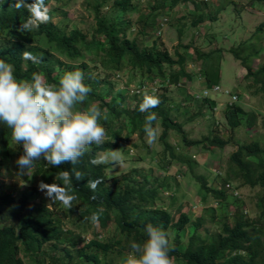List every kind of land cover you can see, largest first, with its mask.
I'll return each instance as SVG.
<instances>
[{
	"label": "trees",
	"instance_id": "obj_1",
	"mask_svg": "<svg viewBox=\"0 0 264 264\" xmlns=\"http://www.w3.org/2000/svg\"><path fill=\"white\" fill-rule=\"evenodd\" d=\"M154 1L157 6L151 8L152 11L158 10L159 5L162 9L166 6L168 10H174L182 2L192 3L195 8L191 13L192 27L205 23L206 15L209 20H213L211 9L217 14L222 12L225 4L236 5L226 0H222L221 3L214 2L215 0L210 2L158 0L159 3L157 0ZM14 2L15 0L0 1V59L14 65L18 79L30 80L33 72H40L50 84H57L67 71L81 70L84 74V83L90 86L91 92L84 102L86 105L82 104L78 107L84 109L93 101L98 102L100 110L107 115V119H102L100 122L108 133L107 140L102 145H92L81 162L74 166L75 171L81 173V179L77 181L73 177L71 185L67 186L69 193L76 197L71 209H68L65 215L74 219L69 223L72 226L71 230H66L68 224L65 219L58 218L55 211L47 204L43 202L33 204L35 189L24 192L18 199L11 193L3 194L0 191V264H26V259L32 264H122L125 254L130 251V243L132 241L143 243L146 239L144 229L148 224L168 232L170 245L174 244L170 255L178 264H264V145L261 141L255 140L236 145V150L228 158L232 179H238L242 186L261 190L258 202L261 213L256 218L245 215L246 211L241 206L229 210L239 198L226 189L230 179L228 176V180L221 183L223 188L219 189L213 186L209 178L193 174L195 180L201 183L203 190L202 197L200 194L201 201L207 202L213 197L220 212L218 208L209 207L206 208V215L199 216L195 220L187 213H182L178 219H175L168 208L161 207L165 204L164 201L171 202L170 198L173 195L171 194L168 199L161 196L162 190L166 187L170 188L168 184L162 182L166 176L162 180L153 179L151 175L134 169L128 174L110 179L106 172L107 165L90 163L101 152L121 148V127L128 130V136L137 135L139 140L143 141L145 117L148 113L139 111L142 102L139 95H130L129 90V95L125 94L124 90L114 94L113 80H108L106 77L102 79L97 75L92 79V68L86 63L88 56L99 60L103 55L104 69L114 71L116 74L126 67L131 75L139 71L142 76L140 84L151 83L158 77L161 78L160 83L165 84L168 76L172 74L177 83L183 78L193 80L195 76L187 72L188 56L178 52L172 55L166 50H159L157 46L151 48L145 46L144 39L147 38L151 28L158 24L155 22V15L147 16V20L143 22L140 20L139 35L142 38L136 37L130 40L129 36L135 25L128 14L130 8L134 7L132 0H99L98 4L90 5L89 8L90 16L95 20L91 33L80 27L70 31L69 23L62 25L54 23V16L61 14L67 19L68 14L58 12L59 9H52L49 10L52 19L48 23L42 24L38 30L21 34L17 29L27 20L28 11L26 8L17 10L10 7ZM27 2L31 3L33 0ZM250 2L264 5V0H250ZM45 4L48 6L49 0H45ZM106 7L111 12L103 14L102 9ZM162 23V21L159 23L157 33ZM182 28L179 27L177 31L180 41L184 37ZM157 33L154 32L155 36ZM262 37H264V23L256 28L252 39L229 50L245 70V85L256 95H264V64L258 67L259 62L264 58V46L260 45ZM186 49L189 51L192 47ZM23 51L37 55L42 63L34 65L31 61L23 60L21 58ZM195 53L197 58L201 59V73L206 77L209 86L211 80L207 64L208 54L199 50ZM166 67H169L170 73H167ZM214 86H209L207 90L212 91ZM185 95L186 97L180 100L194 99L193 96L190 98L189 95ZM129 96H133L138 101L133 109L126 102ZM157 96L161 102L157 108L151 109L157 117L153 127L159 122L163 129L160 139L170 158L164 162L167 168L172 161H186L184 155L177 153V148L170 143V132H175L179 136L180 147L183 150L223 149L230 143L228 138H222L220 135L215 120L207 136L201 140H190L189 133L184 129V123L179 122L172 114L175 111L174 107L180 108V105L175 104L177 103L174 101L175 97L168 93L167 87H164ZM216 107L217 101L211 96L197 100V110L200 111V115L204 114V110L213 114ZM223 113L227 127L232 131L241 127L243 117L247 116L249 129H253L258 118L257 113L247 112L236 102H229ZM13 141L11 129L0 124V159L11 155L10 147ZM127 149L123 148V150ZM71 168L70 163L62 164L59 168H49V165L41 159L38 163L35 162L31 174L35 179L41 175L49 179L51 177L53 182L64 186L58 173L62 170L71 171ZM192 170L193 166H191ZM96 179L102 182L95 191H92L87 183ZM93 196L95 199H92ZM159 202L161 205H158ZM100 207L104 209L98 223L101 231L89 239L87 238L89 230L94 225L86 218H90ZM206 216H209L212 222L219 219L220 230L211 232L204 228ZM230 216L232 224L229 223ZM112 220L116 225L117 234L112 238H104L103 233ZM187 227L192 228V233L188 242L183 243L181 233ZM67 244L70 247L65 246Z\"/></svg>",
	"mask_w": 264,
	"mask_h": 264
},
{
	"label": "rangeland",
	"instance_id": "obj_2",
	"mask_svg": "<svg viewBox=\"0 0 264 264\" xmlns=\"http://www.w3.org/2000/svg\"><path fill=\"white\" fill-rule=\"evenodd\" d=\"M217 1L220 3L222 2V0H215L214 2ZM226 1H232L236 5L225 4V8L222 12L217 14L211 9V13L214 16L211 17L214 19L209 20L208 15H206L205 23L198 25V27L191 26V22L193 21L191 13L195 9L192 3L182 2L175 7L174 10H168L166 6L162 9L159 5L158 10L152 11V9L157 6L154 0H132V6L134 7L130 8L128 13L135 23L129 36L130 40L136 37H139V39L142 38L139 35L141 26L138 22L140 20L143 22L147 20V16L154 14L155 22H158V24L151 28L147 38L144 39L145 46L148 48L157 46L159 50H166L172 55L178 52L184 56H188L186 69L187 72L195 74L193 80L183 78L180 83H177L174 79L175 76L169 74L170 76H168L167 83L163 85L161 83L162 86L159 88L161 92L164 87H167L168 93H175V95H177L178 90L182 88L185 94L189 95L191 98L193 93L202 94L204 89H209V86L219 85L220 87V91H211L210 94V96L217 101V107L213 114L211 111L204 110V114L200 115V111L198 112L197 110V102H195L194 99L188 101H185L186 99L181 100V102H187V106H181L177 109V114L176 111L172 114L179 122L184 123V129L189 133L190 140H201L207 136L215 120L222 138H228L230 140V143L223 149L213 148L211 150H206L203 148H190L189 150H183L182 147H180L179 136L175 132H170V143L177 148V153L180 152L184 155L186 161H172L171 165L167 168L164 162L168 161L170 158L169 154H166L164 145L160 139L163 129L160 123L157 122L154 125L157 129V137L152 144L147 142L146 134L144 140L141 141L137 135L128 136V130L125 127H121V148L118 149L121 162L119 164H113L111 162L102 163L108 166L106 172L110 179L128 174L134 169L141 170L151 175L153 179L162 180L166 176V179L162 180V182L168 184L170 188L168 189L165 186L166 189L162 190L161 196L164 199H168L171 197V194L173 195L170 198L171 202L166 200L164 201L165 204L161 207L168 208L175 219H178L180 214L187 213L191 219L195 220L199 216L206 215V208H218L216 200L213 197L209 198L207 202L201 201L200 194L201 197L203 195L201 183L195 180L193 174L209 178L213 186L219 189L223 188L221 183L228 180V176L230 178L228 181L229 184L239 193L238 202H236L233 207L231 206L229 210L231 211L234 210L233 208L241 206V208L246 211L245 215L249 218H256L261 213L258 205L259 196L261 195L260 188L242 186L238 179H232L229 172L228 158L230 154L236 150V145L238 144L259 140L264 145V95L254 94L253 91L245 85V70L241 64L235 60L229 50L253 38L256 28L264 23V5L260 3L252 4L250 0ZM98 2L99 0H49L48 7L49 10L59 9L58 12H66L68 14L67 19L61 14L54 16V23L59 25L69 23L68 28L70 31L80 27L87 33H91L95 26V20L90 16L89 8L90 5H96ZM108 12H111L109 8L106 7L102 9L103 14H108ZM166 17H168V22L164 26L162 36H155L154 32L157 33L159 23ZM179 27H183L182 29L184 31V37L181 41L177 33ZM254 42H256V40H254ZM260 45L264 46V37L261 38ZM186 47H192V49L187 51ZM196 50L208 54L209 59L207 64L210 69L208 72H210L209 77L211 80V85L209 86L206 77L201 73L202 62L201 59L197 58L195 53ZM63 59L69 62V60ZM86 63L92 68V79L97 75L102 79L106 77L108 80H113L115 83L113 90L114 94L124 90L125 94L129 95L128 89L136 88L140 85V81L142 80L139 71L131 75L127 67L119 72V74L104 69L103 55L99 60L88 56L86 58ZM263 64L264 58L259 62L258 67ZM204 65H206V62ZM166 71L170 73L169 67H166ZM155 74L158 73L155 72ZM154 81L160 83L161 78H154ZM161 92L159 91V93ZM234 94L239 97V101L236 102L238 105L242 106L247 112L257 113L258 118L253 129L248 128L247 116L243 117L241 127L234 131L227 127L223 109L232 101V96ZM139 98L143 99L141 96ZM174 101L178 102V98ZM126 102L131 109L135 108L138 104L137 99L133 98V96H129ZM91 104H96L98 106V102L96 101H93ZM78 108L82 109L81 107ZM86 108L87 107L84 109ZM106 133L108 132L106 131ZM105 140H107V136ZM123 148L128 149L123 150ZM10 150L11 155L0 159V191L3 194L11 193L18 199L22 197L24 192H30L32 189H35L36 195L32 199L33 204L39 202L47 204L55 211L58 218L65 219V222L68 224L66 230H71L72 226L69 223L74 219H72V216H65L67 215L68 209L60 202H50L49 199L45 198L44 192L38 190V184L41 180L51 184L53 183V178L50 177L49 179V177L41 175L35 179L32 174L24 177H17L15 160L23 149L21 145L13 141ZM111 151L112 150L101 152L99 154H106ZM190 164L193 166V173ZM230 197L231 196H229V198ZM158 205H161V202H159ZM63 208L64 210H62ZM218 210V212H220V208H218ZM228 219L229 223L232 224V217L230 216ZM204 228L209 229L211 232L220 230L219 219L212 222V219L206 216ZM100 231L99 225H94L93 228L89 230L87 238L91 239L95 237V234L100 233ZM191 233L192 228L189 227L181 233V240L183 243L188 242ZM103 234L104 238H112L117 234L116 225L113 223V220ZM65 246L70 247L68 244ZM171 247L172 249L174 248L173 243ZM56 253L58 254V252ZM25 263L32 264L29 259H26ZM174 264H178V262L174 260Z\"/></svg>",
	"mask_w": 264,
	"mask_h": 264
},
{
	"label": "clouds",
	"instance_id": "obj_3",
	"mask_svg": "<svg viewBox=\"0 0 264 264\" xmlns=\"http://www.w3.org/2000/svg\"><path fill=\"white\" fill-rule=\"evenodd\" d=\"M10 7L17 10L26 8L28 11L27 20L17 29L21 34L38 30L52 19L45 0H33L31 3L15 0ZM21 58L34 65L42 63L40 57L29 51H23ZM90 92L91 88L84 83V74L79 69L65 72L57 84H50L40 72H33L30 80L18 79L14 65L0 59V124L11 129L13 140L23 149L15 160L16 176L31 174L35 162L41 159L53 168L70 163L71 171L58 173L64 186L43 180L38 184V190L44 192L46 199L53 203L60 202L67 209H71L76 199L67 186L71 185L73 177L77 181L81 179V173L75 171L74 166L81 162L92 145H102L107 136L100 122L107 119L106 112H102L96 104L86 109L77 107L84 104ZM155 93L156 89H152L151 94L145 90L139 106L140 112L148 113L144 132L149 144L157 137V129L153 127L157 117L151 109L157 108L161 101ZM109 162H121L119 150L97 154L90 161L93 165ZM101 182L100 179L89 180L87 186L95 191ZM103 211L100 207L86 219L97 225ZM144 231L146 239L143 243H130V251L122 264H174L168 232L152 224H148Z\"/></svg>",
	"mask_w": 264,
	"mask_h": 264
},
{
	"label": "built area",
	"instance_id": "obj_4",
	"mask_svg": "<svg viewBox=\"0 0 264 264\" xmlns=\"http://www.w3.org/2000/svg\"><path fill=\"white\" fill-rule=\"evenodd\" d=\"M205 1H206V2H210V1H212V0H205ZM162 22H163V23H162V25H161V27L159 28V31H158V33H157V36H158V37L162 36V34H163V29H164L165 24L168 22V18H164ZM165 84H166V83H165ZM162 85H163V84H162ZM162 85H161V83H159V82H157V81H152L151 83L140 84V85H138L136 88L129 89V91H130V94H131V95H139V96H143L142 94H143V92H144L145 90H147V91L151 94L152 89H156V93H155V94L158 95L159 91L161 92V89H159V88H160ZM212 91H213V92H218V91H220V87H219V85L214 86V87L212 88ZM210 94H211V91H210V90H207V89H206V90H203V93H202V94L195 93V94H194V101L201 100V99H203L204 97H208V96H210ZM238 101H239V97H238L237 95H233V96H232V101H230V103L238 102ZM187 104H188L187 102H180V103H179L180 107H181V105H182V106H187ZM226 189H229V190L233 193V195H234L235 197H239V193H238V191L234 190L230 184H226Z\"/></svg>",
	"mask_w": 264,
	"mask_h": 264
},
{
	"label": "crops",
	"instance_id": "obj_5",
	"mask_svg": "<svg viewBox=\"0 0 264 264\" xmlns=\"http://www.w3.org/2000/svg\"><path fill=\"white\" fill-rule=\"evenodd\" d=\"M165 32V31H164ZM165 35V34H164ZM171 96H174L175 98H174V100H176L177 98L179 99L178 100V102L177 103H175L176 105H178L179 106V103H180V99L181 98H183L184 96L186 97V95H185V92L182 90V88H180L179 90H178V93H177V95H175V93H169ZM177 107V106H176ZM176 107H174V109H175V111H176V114H177V108ZM174 111V112H175ZM178 113H180V112H178Z\"/></svg>",
	"mask_w": 264,
	"mask_h": 264
}]
</instances>
